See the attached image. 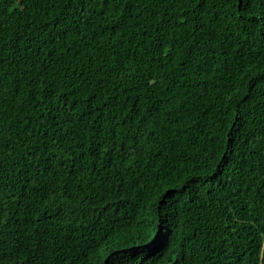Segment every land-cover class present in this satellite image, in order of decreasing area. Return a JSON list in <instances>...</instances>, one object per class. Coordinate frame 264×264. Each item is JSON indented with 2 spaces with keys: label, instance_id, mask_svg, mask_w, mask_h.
<instances>
[{
  "label": "trees",
  "instance_id": "1",
  "mask_svg": "<svg viewBox=\"0 0 264 264\" xmlns=\"http://www.w3.org/2000/svg\"><path fill=\"white\" fill-rule=\"evenodd\" d=\"M260 14L0 0V264H264Z\"/></svg>",
  "mask_w": 264,
  "mask_h": 264
},
{
  "label": "snow or ice",
  "instance_id": "2",
  "mask_svg": "<svg viewBox=\"0 0 264 264\" xmlns=\"http://www.w3.org/2000/svg\"><path fill=\"white\" fill-rule=\"evenodd\" d=\"M248 2L251 3L252 0H248ZM260 15H261V19H264V14H260ZM159 222H160V233L156 236L155 239H153V237H149L148 240L144 241L143 243L145 244V247L136 250L133 253V255H139L141 252L149 254L151 251L155 250V248L151 247V245L158 246L163 243V241L166 239V236L164 235V230H165V226L168 224V220L166 218H160ZM102 255H103L102 264H119V261L125 259L126 256V254L122 255L115 250H112L110 253H103ZM127 264H136V262L132 259H129L127 261Z\"/></svg>",
  "mask_w": 264,
  "mask_h": 264
}]
</instances>
